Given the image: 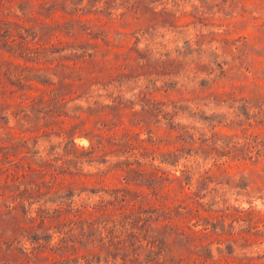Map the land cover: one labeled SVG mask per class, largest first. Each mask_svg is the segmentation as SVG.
Wrapping results in <instances>:
<instances>
[{
    "label": "rangeland",
    "instance_id": "374dc122",
    "mask_svg": "<svg viewBox=\"0 0 264 264\" xmlns=\"http://www.w3.org/2000/svg\"><path fill=\"white\" fill-rule=\"evenodd\" d=\"M0 264H264V0H0Z\"/></svg>",
    "mask_w": 264,
    "mask_h": 264
}]
</instances>
